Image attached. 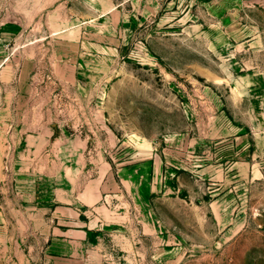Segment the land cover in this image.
Instances as JSON below:
<instances>
[{"label": "rangeland", "instance_id": "1", "mask_svg": "<svg viewBox=\"0 0 264 264\" xmlns=\"http://www.w3.org/2000/svg\"><path fill=\"white\" fill-rule=\"evenodd\" d=\"M0 264H264V0H0Z\"/></svg>", "mask_w": 264, "mask_h": 264}, {"label": "crops", "instance_id": "2", "mask_svg": "<svg viewBox=\"0 0 264 264\" xmlns=\"http://www.w3.org/2000/svg\"><path fill=\"white\" fill-rule=\"evenodd\" d=\"M0 35H1V37H2L3 43H5V40L9 39V37H10V35H8V34H6V33H3V32H2V34H0Z\"/></svg>", "mask_w": 264, "mask_h": 264}]
</instances>
